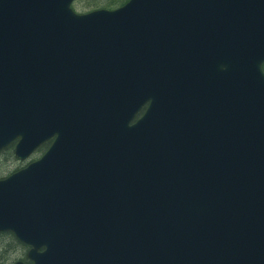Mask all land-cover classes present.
Segmentation results:
<instances>
[{
	"label": "water",
	"instance_id": "obj_1",
	"mask_svg": "<svg viewBox=\"0 0 264 264\" xmlns=\"http://www.w3.org/2000/svg\"><path fill=\"white\" fill-rule=\"evenodd\" d=\"M75 1L0 0V152L53 140L0 233L30 264H264V0Z\"/></svg>",
	"mask_w": 264,
	"mask_h": 264
},
{
	"label": "trees",
	"instance_id": "obj_2",
	"mask_svg": "<svg viewBox=\"0 0 264 264\" xmlns=\"http://www.w3.org/2000/svg\"><path fill=\"white\" fill-rule=\"evenodd\" d=\"M128 1L129 0H112L107 6V8H101V9H107V10H113L115 8L117 9V8L124 6ZM44 151H45V148H43L42 150H39L38 153H43ZM15 164H17V169L7 174V176L22 169L25 165L23 163H19V161L16 160L15 155H14V145H12L9 148L5 149L4 151L0 152V180L6 178L7 176L5 177L4 175L5 173L9 171V170H5L1 172V170L3 168H8L12 165L14 166ZM5 239L8 240L9 243H7L6 245L5 244L2 245V240H5ZM12 244H16L17 247L15 248H19L22 252H24L20 260L24 262H28L26 258V253H27L28 248L20 244L12 234H2L0 235V256H3V259L0 260L1 262L0 264H4L8 260L6 257L9 252L6 249L7 247L12 246ZM12 252L14 251H11L10 254H12Z\"/></svg>",
	"mask_w": 264,
	"mask_h": 264
},
{
	"label": "rangeland",
	"instance_id": "obj_3",
	"mask_svg": "<svg viewBox=\"0 0 264 264\" xmlns=\"http://www.w3.org/2000/svg\"><path fill=\"white\" fill-rule=\"evenodd\" d=\"M111 1L112 0H77L73 5V9L78 14H86L96 9L107 8V6ZM16 169H17V164H15L14 166L12 165L8 168H3L1 172L5 170H9L4 175L6 177L7 174H9L12 171H15ZM13 250L15 253L14 252H12V254L8 253L6 257L8 260L4 264H11L13 261H16L17 259H21L24 252H22L21 250L16 251V248H13ZM1 259H3V256H0V260Z\"/></svg>",
	"mask_w": 264,
	"mask_h": 264
},
{
	"label": "flooded vegetation",
	"instance_id": "obj_4",
	"mask_svg": "<svg viewBox=\"0 0 264 264\" xmlns=\"http://www.w3.org/2000/svg\"><path fill=\"white\" fill-rule=\"evenodd\" d=\"M52 143H53V140H51L50 142L44 144V145H43V148H45V150H46V149L48 148V146H51ZM0 235H2V234H0ZM1 239H2V238H1ZM7 243H9L8 240H6V239H5V240H2V245H3V244L6 245ZM15 247H17V245H16V244H12V246L7 247L6 250L10 253L11 251H14L13 248H15ZM17 250L20 251L19 248H16V251H17ZM14 262H15V261H13L11 264H13Z\"/></svg>",
	"mask_w": 264,
	"mask_h": 264
}]
</instances>
